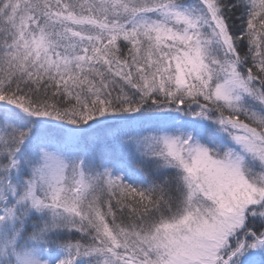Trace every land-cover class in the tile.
Masks as SVG:
<instances>
[{
  "label": "snow or ice",
  "instance_id": "snow-or-ice-1",
  "mask_svg": "<svg viewBox=\"0 0 264 264\" xmlns=\"http://www.w3.org/2000/svg\"><path fill=\"white\" fill-rule=\"evenodd\" d=\"M0 264H264V0H0Z\"/></svg>",
  "mask_w": 264,
  "mask_h": 264
}]
</instances>
